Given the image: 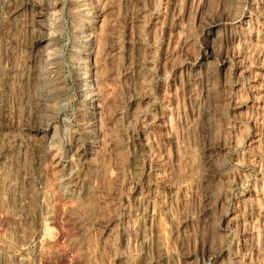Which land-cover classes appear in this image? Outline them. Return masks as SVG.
<instances>
[{
    "label": "rangeland",
    "instance_id": "374dc122",
    "mask_svg": "<svg viewBox=\"0 0 264 264\" xmlns=\"http://www.w3.org/2000/svg\"><path fill=\"white\" fill-rule=\"evenodd\" d=\"M51 3L40 46L31 8L0 29V78L12 82L0 264H264V20L254 14L264 0ZM80 28L97 99L89 138L73 62ZM38 53L64 93L41 118L27 84ZM49 121L46 133L33 128Z\"/></svg>",
    "mask_w": 264,
    "mask_h": 264
},
{
    "label": "bare ground",
    "instance_id": "6f19581e",
    "mask_svg": "<svg viewBox=\"0 0 264 264\" xmlns=\"http://www.w3.org/2000/svg\"><path fill=\"white\" fill-rule=\"evenodd\" d=\"M51 1L52 0H0V29H1V27H8L10 29H11V27H15L14 25L18 23V22L16 23V20L19 17L18 15L20 14V11H22L23 9L25 10V9L31 8V10H33L32 18H31L32 20L30 22H26V24L28 27H30L31 29L38 32L36 42H37V46H40L42 44V42L44 40H46L45 34L41 33V31L46 30V23H47L46 21L49 17V14H50L49 11L52 10V7H53ZM255 10H254V14L256 15V18H260L261 20H264V11H262V10L260 11V9L256 10V11ZM81 11H83V10H81ZM252 12H253V9L250 8V14ZM244 23L248 25V28L245 31V38H244V47H245L244 49L246 51V55H245L244 59L247 60V62H248V60L251 59L252 54L255 51H257V49H255L256 47L254 48V46L252 45V35H253V30H254L252 27V23L248 19L245 20ZM80 33L83 35H81L80 37L77 36L79 44H77L76 47L78 48V50H77L78 52L76 54V57L74 56L75 59L73 62L76 64L75 77H76V80L78 83V89H79L78 91H79V95L81 98L80 100H82L85 103H87L88 105H90L89 109L91 111L88 112V114L90 116V119H89L90 122L88 121L86 123H83V125L85 124L84 128H83L85 130V132L83 134H85V136L87 138H89L88 135L93 131V128H94V124L92 122L93 121L92 119L96 116L97 107L94 105V103L97 101V99L94 98V95L91 92L90 85L87 83L89 61L87 60L88 58L86 60H84V58L88 57V55H89L86 52L87 34L85 35V30L82 28H80ZM9 36H10V34H9ZM1 40H0V42H1ZM216 40H220V38L215 39V40H209L202 46V50H201V56L202 57L214 58V54H215L214 48L216 46L214 42ZM7 53H9V52H7ZM40 55L41 54L38 53L36 56H34L35 60L32 63L33 66H32V70H31V74H30V79H28L27 84L31 85L34 101H35V104L37 106L36 107V113H38L39 117L41 118L40 113H44L49 106H54V105L58 104L64 98V93H63V90L61 87L62 78L60 76V72H59L57 66H55L53 63H52V66H49V68H47L46 65H43V64L41 65ZM200 66L201 67L203 66L204 68L212 67V61L207 59V61H205V63H201ZM245 66H247V65H245ZM49 73H52V75L50 76ZM10 77L8 76V74H4L3 77L0 78V120L3 119V117L5 118V114L7 112L6 110L8 108V106L6 108V105H7L6 100H7V97H9L8 91H9V89H10L9 87L12 83L9 80ZM17 92H19V91H17ZM51 112L52 111H50V113ZM56 113L60 114V111L56 110ZM36 116H38V115L36 114ZM83 119H86V118H83ZM1 123L2 122H0V139H1V141L4 142L5 145L4 144L3 145L5 147L8 144L7 140H9L10 137L8 138V136H7L8 134L6 135V133H4V131L1 129ZM33 128L38 132H45L46 133L51 128V122L49 121V123L46 125H43L40 123V124H38V126H34ZM43 137H44V135H41L39 138L42 139ZM86 142L87 141L85 138V142L82 144V147H81L83 153L81 154V157L79 158V161L83 162L84 164L87 162V161H85L87 157H86V155H84V151L87 149L86 147H88L86 145ZM4 157L0 156V160H1L0 161V165H1L0 168L7 167V166H4L6 163V160L4 159ZM1 171L2 170L0 169V172ZM3 172L4 171H2V173ZM2 175H4L6 177L5 173H3ZM2 175H1V178L4 177ZM73 180H75V179H73L72 175H71V178H68L67 187L71 188V187L75 186V184H73L74 183ZM80 183H81V185L83 184L85 186L86 180L83 179ZM4 184H5V182H4ZM17 198H18V196H17Z\"/></svg>",
    "mask_w": 264,
    "mask_h": 264
}]
</instances>
